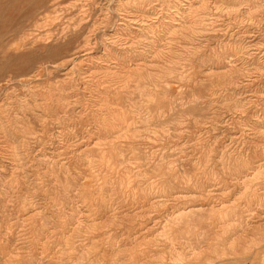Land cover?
<instances>
[{
    "label": "rangeland",
    "instance_id": "obj_1",
    "mask_svg": "<svg viewBox=\"0 0 264 264\" xmlns=\"http://www.w3.org/2000/svg\"><path fill=\"white\" fill-rule=\"evenodd\" d=\"M118 263L264 264V0H0V264Z\"/></svg>",
    "mask_w": 264,
    "mask_h": 264
},
{
    "label": "bare ground",
    "instance_id": "obj_2",
    "mask_svg": "<svg viewBox=\"0 0 264 264\" xmlns=\"http://www.w3.org/2000/svg\"><path fill=\"white\" fill-rule=\"evenodd\" d=\"M253 121V120H252ZM189 254H191V253H189ZM196 254V253H195ZM189 258V257H188ZM119 264V263H118Z\"/></svg>",
    "mask_w": 264,
    "mask_h": 264
}]
</instances>
